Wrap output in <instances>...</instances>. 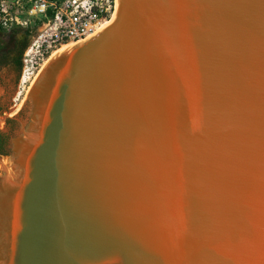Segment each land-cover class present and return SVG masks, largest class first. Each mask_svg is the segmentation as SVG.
<instances>
[{
	"label": "water",
	"instance_id": "1",
	"mask_svg": "<svg viewBox=\"0 0 264 264\" xmlns=\"http://www.w3.org/2000/svg\"><path fill=\"white\" fill-rule=\"evenodd\" d=\"M9 119L0 264H264V0H115Z\"/></svg>",
	"mask_w": 264,
	"mask_h": 264
},
{
	"label": "built area",
	"instance_id": "2",
	"mask_svg": "<svg viewBox=\"0 0 264 264\" xmlns=\"http://www.w3.org/2000/svg\"><path fill=\"white\" fill-rule=\"evenodd\" d=\"M114 10L115 0H0V30L30 34L20 56L17 88L27 89L56 51L95 34Z\"/></svg>",
	"mask_w": 264,
	"mask_h": 264
},
{
	"label": "rangeland",
	"instance_id": "3",
	"mask_svg": "<svg viewBox=\"0 0 264 264\" xmlns=\"http://www.w3.org/2000/svg\"><path fill=\"white\" fill-rule=\"evenodd\" d=\"M9 31H12L14 33L13 36H17L18 34L16 30H0V48L2 46V43L4 42V38L7 32ZM65 49H62L61 51ZM60 52L53 54L51 57L57 55ZM18 76L19 72L14 84V73L11 72L0 75V85L4 87V92L8 93V99H10L8 103H5V98H0V123L13 115L19 109L21 103L23 102L24 94L27 89L21 87L17 88Z\"/></svg>",
	"mask_w": 264,
	"mask_h": 264
},
{
	"label": "flooded vegetation",
	"instance_id": "4",
	"mask_svg": "<svg viewBox=\"0 0 264 264\" xmlns=\"http://www.w3.org/2000/svg\"><path fill=\"white\" fill-rule=\"evenodd\" d=\"M17 36H13L14 33H7L4 42L2 43V50L7 54V59L9 61V66L11 72L16 75L17 69H16V63L15 59L17 58L19 47L23 40H26L28 42L30 34L21 30H17ZM3 40V39H2ZM1 59V58H0ZM20 61V59H19ZM16 82V77H14V84Z\"/></svg>",
	"mask_w": 264,
	"mask_h": 264
},
{
	"label": "trees",
	"instance_id": "5",
	"mask_svg": "<svg viewBox=\"0 0 264 264\" xmlns=\"http://www.w3.org/2000/svg\"><path fill=\"white\" fill-rule=\"evenodd\" d=\"M26 45H27V41L23 40L20 47H19L17 58L15 59L17 73L19 72V69H20L19 59H20V56H21L24 48L26 47ZM7 123H9L7 134H1L0 133V156H2V157H5L7 155L6 154L7 138H8V135L10 134V132L12 131V121L9 119V120H7Z\"/></svg>",
	"mask_w": 264,
	"mask_h": 264
},
{
	"label": "crops",
	"instance_id": "6",
	"mask_svg": "<svg viewBox=\"0 0 264 264\" xmlns=\"http://www.w3.org/2000/svg\"><path fill=\"white\" fill-rule=\"evenodd\" d=\"M9 32L13 33L12 31H9ZM9 32H7V33H9ZM2 47L0 48V58H1L0 59V75L1 74L11 73L10 68H8L9 61L7 59V54L5 52H3V50H2L3 48ZM17 74L18 73H16V75H15L16 78H17ZM4 90H5L4 87H2L0 85V98H5V103H8V101L10 99H8V93H5Z\"/></svg>",
	"mask_w": 264,
	"mask_h": 264
},
{
	"label": "bare ground",
	"instance_id": "7",
	"mask_svg": "<svg viewBox=\"0 0 264 264\" xmlns=\"http://www.w3.org/2000/svg\"><path fill=\"white\" fill-rule=\"evenodd\" d=\"M65 48H66V47H64V48H62V49H65ZM62 49H60L59 51H56L55 53L60 52ZM55 53H54V54H55ZM19 81L21 82V80H19Z\"/></svg>",
	"mask_w": 264,
	"mask_h": 264
}]
</instances>
